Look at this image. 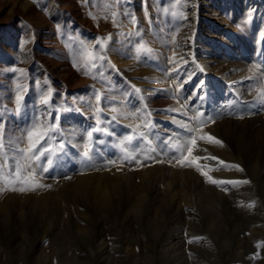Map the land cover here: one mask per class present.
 I'll use <instances>...</instances> for the list:
<instances>
[{"label":"rangeland","instance_id":"374dc122","mask_svg":"<svg viewBox=\"0 0 264 264\" xmlns=\"http://www.w3.org/2000/svg\"><path fill=\"white\" fill-rule=\"evenodd\" d=\"M261 89L264 0H0L5 137L58 129L44 187L0 192V264H154L164 235L182 264H264ZM199 113L207 176L170 150Z\"/></svg>","mask_w":264,"mask_h":264},{"label":"snow or ice","instance_id":"6c2138e0","mask_svg":"<svg viewBox=\"0 0 264 264\" xmlns=\"http://www.w3.org/2000/svg\"><path fill=\"white\" fill-rule=\"evenodd\" d=\"M112 16L113 22L115 23L116 13L113 12ZM97 43L100 45L98 49H93L91 52H89L84 45H81V50L77 53L76 63L77 65H80L81 62H83V67L85 68V75L90 74L88 69L97 67V61H102L106 58L103 42L97 41ZM136 91L139 92L138 89ZM258 99L264 100V89L260 90V96L258 97ZM21 100L22 96L18 95V107L20 105ZM99 100L100 97L99 95H97L98 103ZM41 103L47 105L49 103V98L44 97L41 100ZM111 110L113 112L117 111L115 107H113ZM99 111L100 109L97 108V112ZM203 116V113H199L198 115L189 118L198 122L195 126L188 123H183L181 125L185 129L186 133L190 134L186 135L185 140L190 143L191 146L188 147L184 142H180L171 145L170 150H174L176 153L179 154L176 159L177 162L181 164V166H195L198 171H201L202 175L207 176V173L203 171V169L198 163V161L202 158L194 157L192 155L197 144V140H204L205 142L220 146H223V144L222 141L209 134H203L199 137L194 134L198 130L202 131L203 126H205L208 122L214 123L213 117H208L207 120H202ZM115 118L116 117H113V119ZM96 130L98 129H94V131ZM57 131L58 129L55 123L42 122L38 126L33 125V127L25 133L24 139H26L27 141V146L25 147L22 146L24 140L17 139L16 141H12L10 137H5L4 125L0 123V182H2L4 185L2 188H0V192L19 191L23 193L29 190L34 191L39 187H44V185L39 183V180L42 179L40 173L48 172L49 168L52 167L54 164L53 156H55L57 149H54L52 146V133H55ZM89 136H91V133H89ZM126 139L128 142H131L134 137L132 135H129ZM176 139L179 141L180 138L177 136ZM165 143L171 144V139L165 141ZM63 147L64 145L63 143H61L59 145V150H62ZM185 148L187 150V156L184 155ZM152 151H155V149H152ZM84 156H89V150H86L84 152ZM145 158L150 157L146 156ZM212 159L218 158L212 157ZM219 163L224 164L223 161H219ZM226 166L230 168H235L239 171H243V169L239 168L238 165ZM208 179L211 183L214 184L249 183V181H218L212 179L211 177H208ZM260 246L261 245H258V247Z\"/></svg>","mask_w":264,"mask_h":264},{"label":"bare ground","instance_id":"6f19581e","mask_svg":"<svg viewBox=\"0 0 264 264\" xmlns=\"http://www.w3.org/2000/svg\"><path fill=\"white\" fill-rule=\"evenodd\" d=\"M167 244L168 242L166 241V235L161 236L158 247L155 248L157 260L154 264H182L183 256L180 255V253L178 254L173 246L169 247Z\"/></svg>","mask_w":264,"mask_h":264}]
</instances>
